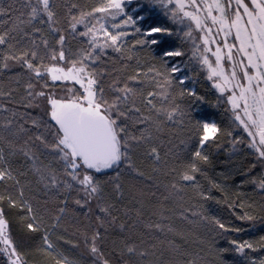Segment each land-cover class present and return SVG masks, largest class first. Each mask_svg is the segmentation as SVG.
Wrapping results in <instances>:
<instances>
[{
  "label": "snow or ice",
  "instance_id": "obj_1",
  "mask_svg": "<svg viewBox=\"0 0 264 264\" xmlns=\"http://www.w3.org/2000/svg\"><path fill=\"white\" fill-rule=\"evenodd\" d=\"M7 72L0 264H264V0H0ZM224 143L259 199L209 176Z\"/></svg>",
  "mask_w": 264,
  "mask_h": 264
},
{
  "label": "trees",
  "instance_id": "obj_2",
  "mask_svg": "<svg viewBox=\"0 0 264 264\" xmlns=\"http://www.w3.org/2000/svg\"><path fill=\"white\" fill-rule=\"evenodd\" d=\"M5 3L10 2V0H4ZM81 3H85V2H90V0H80ZM71 46L73 48H75L77 46V41H72L71 42ZM109 56H115L114 53H112L111 51H109L108 53ZM188 55H190V53L186 54L185 57L183 58L184 60L188 59ZM109 68L112 67L111 64L108 65ZM189 68L192 69V71H196V67L194 65H189ZM15 71H19L18 68L13 69V72ZM185 71H188L187 69H185ZM12 72H7L4 74L3 77H0V80H4L7 78V76L12 75ZM189 75H191L192 73L189 72ZM50 84L52 83L51 81L49 82ZM73 85H71L70 83L67 84V87H71ZM12 87H16L15 84L12 85ZM77 87V86H75ZM197 88L198 90L201 92V94H206V98L215 101L216 97L219 95V93L215 92L214 89L211 88V81H208L204 78V74L201 73V75L198 77V83H197ZM54 90L59 94L62 91L66 90V86L64 83H56L54 86ZM23 88H20V91L14 94V98L15 99H19L21 96H23ZM3 99V98H0ZM10 107H14L19 109V111L24 112V111H32L33 115H36V110H31V109H25L23 108L20 104H13V105H9ZM202 110L204 112H207L211 115V117L220 125L221 128H226L229 126V113L225 111V108L227 107V105H220L217 107H211L207 104L202 105ZM4 115V113H0V118H2ZM240 130H236V132H234V135H236L237 133H239ZM245 136V138L247 137V134L244 133L243 134ZM227 139H231V138H226ZM178 142V141H177ZM239 147L242 149L241 152H238L234 155L230 154L228 152V148L229 145L228 143H224L222 145V147L220 149H212L213 152V159L216 161V165H215V170H209V176L212 177L213 179H215L217 182H222L225 183L227 185L230 186L231 190L233 192H241V193H246L249 197H253L256 199H259V193L258 191H254V186L251 184H243L241 185V181L244 179H247L246 176L242 175L241 173L244 171V169L248 166L249 161H252L254 159V157H252L251 155H247L251 150L246 148L244 145H239ZM219 172H225L227 174H229V179L228 180H224L222 177L216 175V173ZM260 169L259 167H257V169H253L252 172L250 173V175H259ZM162 180H170L172 179V177H161ZM199 179V177H198ZM206 187L207 185V181L206 180H202L201 181ZM212 194L218 197H221V194L213 189L212 190ZM223 197H221L222 199ZM188 203L191 204H195V201H189ZM207 208H209V210L211 211L212 214L219 216L221 219H224L225 221H230V220H234V217H232L230 215V210L227 209V206L224 204H216L215 201H210L208 202V204L206 205ZM174 221L177 224H180V220L176 217H173ZM237 224L247 228L248 225L247 224H243L240 221H236ZM201 231H204L203 229H201ZM205 235H210V233L204 231ZM254 235V233L252 232H246V233H242L240 234V236L242 238H249V236ZM224 241H221V244H223ZM66 254L72 255V253L69 252L68 248L66 247ZM36 260H39L40 257H35Z\"/></svg>",
  "mask_w": 264,
  "mask_h": 264
},
{
  "label": "rangeland",
  "instance_id": "obj_3",
  "mask_svg": "<svg viewBox=\"0 0 264 264\" xmlns=\"http://www.w3.org/2000/svg\"><path fill=\"white\" fill-rule=\"evenodd\" d=\"M223 39V36H222V34H221V36L220 37H217V41H220V40H222ZM232 42V38L230 37L229 38V43H231ZM215 47V45H213V48ZM56 83H59V82H56ZM61 83H63V82H61ZM77 87H78V85H77Z\"/></svg>",
  "mask_w": 264,
  "mask_h": 264
}]
</instances>
